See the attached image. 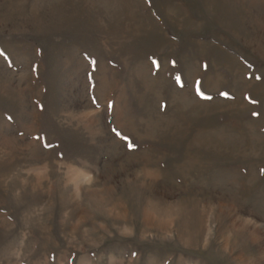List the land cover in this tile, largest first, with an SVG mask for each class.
Segmentation results:
<instances>
[{
  "label": "rangeland",
  "instance_id": "obj_1",
  "mask_svg": "<svg viewBox=\"0 0 264 264\" xmlns=\"http://www.w3.org/2000/svg\"><path fill=\"white\" fill-rule=\"evenodd\" d=\"M0 264H264V0H0Z\"/></svg>",
  "mask_w": 264,
  "mask_h": 264
},
{
  "label": "snow or ice",
  "instance_id": "obj_2",
  "mask_svg": "<svg viewBox=\"0 0 264 264\" xmlns=\"http://www.w3.org/2000/svg\"><path fill=\"white\" fill-rule=\"evenodd\" d=\"M177 79H179V77H177ZM197 85H199V81H197ZM196 92H197L198 95H200V89H199V87H197ZM222 95H224V94L222 93ZM207 98L208 99H211V97H207ZM109 107H111V105H109ZM116 135L119 136L120 133L117 132Z\"/></svg>",
  "mask_w": 264,
  "mask_h": 264
}]
</instances>
